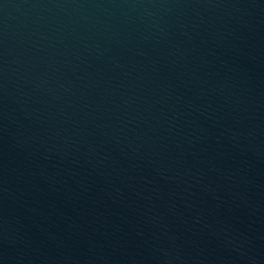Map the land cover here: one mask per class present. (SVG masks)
<instances>
[{"label": "water", "instance_id": "95a60500", "mask_svg": "<svg viewBox=\"0 0 264 264\" xmlns=\"http://www.w3.org/2000/svg\"><path fill=\"white\" fill-rule=\"evenodd\" d=\"M0 264H264V0H0Z\"/></svg>", "mask_w": 264, "mask_h": 264}]
</instances>
